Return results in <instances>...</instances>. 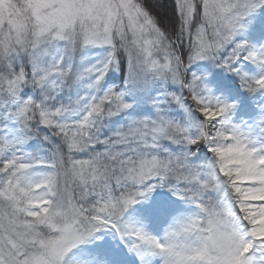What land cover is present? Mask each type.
I'll use <instances>...</instances> for the list:
<instances>
[{"label": "trees", "instance_id": "16d2710c", "mask_svg": "<svg viewBox=\"0 0 264 264\" xmlns=\"http://www.w3.org/2000/svg\"><path fill=\"white\" fill-rule=\"evenodd\" d=\"M132 1L153 24L145 26L153 32L150 52L135 46L125 29L115 32L109 55L91 75H81L86 68L77 69L75 55L67 80L55 83L53 73L40 86L32 73L30 41H11L7 50L0 41V193L13 183L18 168L45 167L39 183L61 189L93 227L90 233L87 226L85 240L97 232L105 235V224L111 234L125 236L134 215L147 207L142 202L120 206L118 198L136 187L125 176L126 162H154L158 176L165 183L167 179L164 188L177 197L180 192L165 177L168 167L190 170L222 200L238 199L239 191L206 143L212 146L226 135L235 116L254 120L264 111V0L258 8L241 12L253 31L243 30L235 42L221 44L214 55L198 61L193 58L195 30L203 25L212 32L213 25L224 21L222 13L207 16L201 0H194L189 17L177 0ZM242 43L257 44L255 55L246 56L250 50H240ZM68 59L64 61L70 63ZM109 90L124 93L119 108L106 103ZM30 104L41 107L32 109ZM98 107L103 108L101 115H95ZM21 186L17 196L32 200L26 185ZM104 202L116 206L115 212L108 211L114 214L98 211ZM36 215L28 213L30 218Z\"/></svg>", "mask_w": 264, "mask_h": 264}, {"label": "rangeland", "instance_id": "374dc122", "mask_svg": "<svg viewBox=\"0 0 264 264\" xmlns=\"http://www.w3.org/2000/svg\"><path fill=\"white\" fill-rule=\"evenodd\" d=\"M177 1L189 17L195 1ZM201 1L207 16L217 18L222 13L224 21L221 26L213 25L210 33L205 26H197L193 57L197 61L214 55L221 44L235 42L243 30L253 31L254 25L240 18L241 12L263 2ZM145 26L153 24L132 0H0L2 48L29 40L32 73L40 86L53 73L55 83L67 80L76 65L72 63L75 55L77 69L86 68L81 75L93 74L109 55L115 32L124 29L135 46L142 45L148 54L153 32ZM254 45L242 43L239 49H249L246 56L252 57L258 50ZM68 55L70 63L64 61ZM105 99L119 108L124 93L109 90ZM102 113V107L95 111V115ZM206 147L221 160L225 176L239 191L238 199L223 201L219 192L190 170L168 167L171 170H166L165 177L176 186L179 198L164 188L167 179L165 183L158 176L154 162H126L125 176L136 185L131 188L140 191L122 194L120 206L142 202L147 207L134 215L125 236L111 234L105 224V235L97 232L85 240L90 223L63 197L61 189L39 183L45 167L18 168L13 183L0 193V264H264V115L255 120L235 116L231 130ZM152 181L157 185H149ZM21 184L32 200L17 196L16 191L24 189ZM115 210L114 204L104 202L98 211L107 216ZM35 212L34 218L28 217ZM92 229L90 225V233Z\"/></svg>", "mask_w": 264, "mask_h": 264}]
</instances>
